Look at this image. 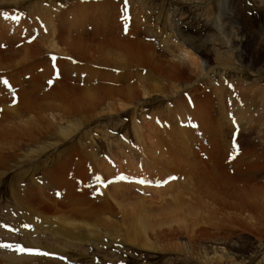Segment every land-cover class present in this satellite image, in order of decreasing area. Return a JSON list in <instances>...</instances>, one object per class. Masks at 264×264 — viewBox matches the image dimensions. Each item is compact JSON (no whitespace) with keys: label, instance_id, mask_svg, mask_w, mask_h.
Here are the masks:
<instances>
[{"label":"rangeland","instance_id":"1","mask_svg":"<svg viewBox=\"0 0 264 264\" xmlns=\"http://www.w3.org/2000/svg\"><path fill=\"white\" fill-rule=\"evenodd\" d=\"M16 1L0 0V50L18 51L28 46L39 53L25 63L0 67V82L5 83L0 84V124L21 131L33 128L39 134L17 155L4 158L7 170L4 174L0 171V264H22L23 260L27 264H201L198 257L213 256L215 252L226 254L234 262L231 264H264V227L254 217L249 222V232L234 224L226 225L221 218L230 215V211H209L214 206L196 191L192 177L195 169L180 162L186 156L183 148L203 160V169H208L221 185L240 180L250 188H263L264 58L259 53L263 50L257 45L242 46L228 34L233 30L241 37L243 23L235 10L240 3L248 5L245 16L264 28V0H114L113 8H87L90 14H86V8L69 5L112 0H62L59 11L73 10L64 17V24L69 26L80 25L83 14L93 20L100 16L105 21L116 11H123L121 19L126 30L101 37L123 43L131 39L130 43H137L132 45L133 50L145 48L138 64H144L146 54L155 57L156 63H167L173 56L190 50L202 65L201 72L183 65L176 80L170 82L163 79L164 74L156 73L154 65L136 67V73H132L133 81L142 83L139 98L130 102L107 97L105 92L107 99L99 105L96 116L89 112L29 111L34 105H26L25 92L59 95L68 86L97 92L93 89L95 82L105 91V87H120L126 71L70 54L52 33L50 21L57 20L56 6L32 3L41 0ZM23 20H28L30 28L25 34L13 29ZM75 33V38L98 39L89 31ZM225 37L229 45L220 40ZM28 41L32 43L27 44ZM189 45L205 46L207 52H194ZM148 86L161 91L167 87V93L145 96ZM171 88L197 102L194 106H205L212 113L217 138L221 141L225 137L231 145L220 143L218 150L213 148V138L204 131L195 138L187 137L192 143L182 148L179 143H172L170 139L177 133L173 123L178 118L170 113L175 97L174 93L168 94ZM224 96H240L237 101L231 98L238 109L236 116L227 108L229 102L221 100ZM221 101L225 111L220 109ZM222 113H227L232 128L223 124ZM190 125L191 122L185 128L193 129L187 127ZM39 167L42 173L34 175L31 170ZM29 173L34 175L32 180ZM16 175H20L18 181L14 180ZM35 181L40 186L37 184V191L30 186ZM48 182L70 187L72 197H59L56 187L52 189L55 194L47 190ZM14 192L20 201L14 199ZM47 200L50 204L81 200L93 208L110 204L115 215L102 214L107 221L98 223L94 222L95 212L89 220L87 216L71 215L68 210L52 214L34 207H45ZM145 219L146 226L147 222L142 225ZM145 233L148 235L143 237ZM142 240L157 251L142 249L139 244H146ZM42 247L48 252H41Z\"/></svg>","mask_w":264,"mask_h":264},{"label":"bare ground","instance_id":"2","mask_svg":"<svg viewBox=\"0 0 264 264\" xmlns=\"http://www.w3.org/2000/svg\"><path fill=\"white\" fill-rule=\"evenodd\" d=\"M11 1H14V0H11ZM61 2H62V0H56L55 2H51L49 0H44V1L41 0L40 2L35 1L32 3L34 6H42L43 4L50 5V6H56L57 8L54 10V14H55V18H57V20H55L53 22L50 21V23L54 29L52 33L56 34V36H58L59 40L67 46L69 53L74 54L79 58L81 57V59L87 58V59H89V61H94V60L99 61L102 65L119 66L118 67L119 70H121L122 69L121 67H123V69L121 71H126V72L124 74V77L119 81V82H123V84L118 88L105 87V91H104L102 85L99 82H95V83H93V89L96 90L97 92H90V91L83 90V89H80L78 87H72V86H68L67 90L59 93V95H57L55 93L48 95L45 93H38V91L37 92H35V91L25 92L26 94H24L23 96L26 98V99H24V100H26V105L27 104L34 105L33 109L29 110L30 112L37 113V112H42V111H46V112L62 111L64 113H70V114L89 112V113H93L96 116V115H98V113L96 111H97L99 105L104 103L105 100L107 99L106 96L103 95V93H105V92H106L107 97L113 96V97L124 99V100L130 101V102H134L136 99L139 98L140 88L142 86L141 81H138L137 83H135L133 81L132 71L134 73H136V71H137L136 67H142V66L148 65V67L154 68L153 67V65H154V66L158 67V68H156V67L154 68L156 73L159 76L161 74H164L167 79L166 78H163V79H165L169 82L171 80H173V81L176 80V73L182 71L183 65H185V64H188V65L192 66L193 68H195L197 71L201 72L202 65L199 63L198 57L195 56L194 54H191L190 50L189 51L188 50L182 51L181 53H179V55L173 56L172 58H170L169 62H167V63L165 61L164 62L158 61V63H156L157 59L155 57H153L152 55L146 54V55H144V60H145L144 64H138L139 55H142L144 53L143 50L145 51V48L142 49L141 47H137L138 49L133 50L132 45L137 44V43H130L131 39H127L123 43V42L114 40L112 38H108V39H104V40L102 38L105 36H112L113 34H115L116 32H119L121 30H124V31L126 30V24L123 22L124 20H122L123 19V11L118 12V11H116V9L112 10L113 12L114 11L117 12L116 15H112V14L110 15L107 12L110 15V17H108L107 19L105 18L106 19L105 21H102V18H100V16H97V17L94 16L93 18H95V20H93L92 18L83 14L80 25L77 24L76 26H69V25L64 24V17L66 15L72 14L73 10H64L63 12L59 11V10H62V9H59L60 8L59 4ZM79 2L77 1V2H74L72 4L70 3L69 6L86 8V14H90L87 11V8H93V7H91L93 5H94V8H96L97 6L99 8V6H101V5H102L101 7H103V6L108 7L109 6V8H113L112 5L116 4V1H114V0H112V2H110V3H104V2L100 1V2H96V3L93 2V3H88V4L84 3L83 4V1L80 3ZM247 9H248V5L243 4V3L238 4L236 6V9H235L236 13H237V18L240 19V21H242V23H243L244 30L242 28V32L240 35L241 37H239V33H236L233 30L229 32L228 36L230 38H232L233 40L238 41V43L242 46L249 45L250 47H252L253 45H257V47L259 49L263 50V51H260L259 53L264 58V28L261 27V24H260V26H258L259 23H257V24H256V22L253 23V21H251V19L248 16H245L244 12ZM96 13H97V11H96ZM105 15H107V14L105 13ZM27 22H28V20L27 21L23 20L19 23H16L13 25V29L16 32H19L21 34L28 33L30 31V28L28 27ZM47 24L49 25V22H47ZM75 31H81V33H83V34H85L89 31L92 33V36H94L98 39L93 40V41L89 40V38H87V37L86 38L85 37L84 38H81V37L77 38L76 37L77 38L76 39L74 37L75 35H77L75 33ZM135 34H137V33L135 32ZM134 36L135 35H133V37ZM99 38H101L102 40H100ZM93 39H95V38H93ZM220 40L224 44L229 45L228 37L221 38ZM31 43H32L31 41L27 42V44H31ZM188 48L193 50L194 52L197 51L200 54H203V53L205 54L207 52L205 46H200V47L197 46L196 47L194 45H189ZM133 52H136V54H134ZM38 53H39L38 51H36L33 48H30L28 46H24L23 49L18 50V51H14L11 49L6 50V51L0 50V67L1 66L2 67L3 66L11 67L16 62L18 63L17 65L25 63L28 60L35 58ZM232 69L236 70L234 67ZM114 76L116 78L120 77L118 75H114ZM0 84L3 86L5 85L4 82H0ZM148 89L151 91L146 90L145 96H149V95L151 96L154 94L156 96H164L167 93V87H164L163 91H161L159 88H157L155 86H148ZM171 90L172 91L169 92L168 94L174 93L175 97L172 99L173 100V105H172L173 108H172V110H170V113L172 115L171 117L177 116V118H178V120H176L173 123L174 124L173 128L177 127V129H173V130L177 131V133H176V136L174 138H172L173 140L170 139V141H172V143H174V141H175V142L179 143L180 147L182 148L184 145H186L188 143H192V141H189L188 140L189 138L187 139V137L195 138L196 134L198 135L200 132L204 131L206 134H208V136L211 139L213 138V141H212V143L214 144L213 148L219 147L220 143H221V145H223L222 143H225L224 144L225 146L231 145V142L229 140H225V137H224V140L219 141V139L217 138L218 132H216V133L214 132V129L216 128V126L214 123V119L212 117V113H209L205 106L196 107V106H194V104L197 102H195L193 99L190 100L188 97L182 96L179 92H176L173 88H171ZM194 92H195V94H197L196 92H198V89L194 90ZM239 97L240 96H234V98H232V96L231 97L229 96L227 99H225L226 97L224 96L221 99V100L224 99L227 102H229L227 105V108L233 112L232 113L233 116H236V112L238 111V109L236 107V102L235 103L232 102L231 98L234 99L235 101H237V99ZM61 99H65V100H69V101H68V103H65ZM198 99H199V97L195 98V100H198ZM220 109L225 111L224 101H221ZM16 113L20 114L18 111ZM26 114H28V113H26ZM12 115H14V114H12ZM221 115L223 118V124H225L229 128H232V125L228 122V120L226 118L227 113H225V114L222 113ZM5 117L11 118L12 116L6 115ZM20 121H22V120H20ZM190 122H191V125L187 126V127H192L193 129H190V128L186 129L185 128L186 125H188V123H190ZM193 122H196V123H193ZM217 125L219 127L221 125V123H218ZM38 134L39 133L36 130H34L33 128H28L26 131H21L17 128L3 127L0 124V171L2 170L3 174H4V171L7 170V163L5 162L4 158L14 157L15 155H17L18 152L21 151L22 147L24 145H26L27 142H31V141L35 140L37 138ZM205 141H206V138H205ZM207 141H208V139H207ZM209 143H211V142H209ZM209 143H208V145H210ZM205 144L207 145V143H205ZM17 145H18V149H17ZM181 150L183 151L184 154H186V156L183 155L184 156L183 158H180V157H177V158L178 159L180 158V162L183 164L185 163L187 168L190 167L189 169H195L193 171L194 175L192 177L196 180L195 181V187L197 188L196 191L197 190L200 191L204 197L208 198L207 200H208V203L210 202V204H211L210 206H214V208L210 209L209 211H211L214 214L215 213L219 214L220 212H224L225 210L230 211V215H228L227 217L226 216L222 217L221 220H223L224 223H226V225H228V226H231L232 224H234L233 226L235 227V225H236V228H238V227L244 228L246 232L248 231V229H250L249 228L250 227L249 222H251L253 220V217L255 218V220L257 221L256 223L259 226L264 227V185H263L262 189L259 188L258 190H256L255 187H253L255 189L250 188L251 186H246L247 184L244 185L243 182L238 180V179L237 180L239 183H235V180H234V182L232 183L233 185L232 184L229 186L221 185L217 181V178H215V176L213 174L212 175L209 174L208 169H206V168L203 169L202 165L205 164V162L204 163L202 162L203 160L202 161L199 160L198 157H196V154H192V153L188 152L186 149L183 150V148H182ZM217 150H218V148H217ZM15 151H17V153H11V152H15ZM6 152H8V154H5ZM171 152H172V150H171ZM171 162L172 161H170L168 163H171ZM31 171L35 173L34 175L41 174L42 168L41 167L35 168ZM203 171H206V172H203ZM21 173L23 174V172H21ZM24 174H25L24 175V179H25L26 178L25 176H27V173H24ZM217 174H218V172H217ZM237 174H239V172H237ZM29 175L31 176V179L30 178L29 179L32 180L34 178V175L31 173H29ZM22 177H21V179H22ZM19 178H20V175H16L14 177V180L19 179ZM228 179H229V177H228ZM16 181H18V180H16ZM37 184L39 186V183H37L35 181L30 186H35V191H37L40 187V186L38 187ZM262 184H264V183H262ZM172 186L173 185H171L169 187V189ZM55 187L58 189V191H60L59 197H65L66 195H68L69 197H72L73 193L70 191V187H64L63 184H61V183L52 184L51 182H48V189L47 190H52L53 188L56 190ZM11 191H13V187H11ZM68 191H69V193H67ZM52 192H53V190H52ZM12 195L14 196V199L16 201H20V200H18V195L16 192L12 193ZM49 195L50 196L47 195L48 198H50L52 194H49ZM176 201H178V200H176ZM82 202L83 201L78 200V201H74V202H62L59 204H54V203L50 204L51 203L50 200H47L45 202L46 203L45 207H42V206L39 207L36 205H34V207L37 209L43 208V210H45L48 213H52V214H54V213L57 214L60 212L64 213L65 212L64 210H68V212L71 215H72V213H74V214H77L78 216H87L89 220L91 219L93 212H95L97 214V217H96V219H94V222H98V223H105L107 221L106 217L103 218L102 214L115 215L114 214L115 208L110 204L98 205V207L93 208L92 206L89 207V204L85 205ZM39 204H44V203L39 202ZM142 204H144V203H142ZM53 205H54V207H53ZM217 207H219V208H217ZM191 212H193V211H191ZM191 212H189V213H191ZM65 213H67V212H65ZM147 215H149V214H147ZM142 218L143 217H140V219H142ZM147 218H149V217L147 216ZM142 220H140V221H142ZM195 222H196V220H195ZM143 223L144 224L146 223L145 224V226H146L148 224V219L145 222H142V225H143ZM149 224H150V221H149ZM217 225L220 226L219 224H217ZM255 226H257V225H255ZM14 227L16 228V227H18V225H15ZM35 227H39V226L35 225ZM147 227H149V226H147ZM252 227H254V226H252ZM141 228H143V226ZM253 229L255 230V228H253ZM256 229L259 230V227ZM147 230H149V229H147ZM21 233H23V232H21ZM134 234H137V233H134ZM147 235L148 234L145 233V235H142V236L146 237ZM140 238H142V237H140ZM144 241H143V243H144ZM146 241H145V243H146ZM141 243L139 244V246H141L142 249L154 251V252L157 251L153 245H149L148 243H146V244H141ZM42 248H41V252H43V253L48 252V250H46L45 248H43V249ZM220 253H223V252H220ZM224 253H226V252H224ZM197 260H199L201 264H231V263H234L231 260V258L229 259V257L226 254L221 255V254H218L217 252H215L213 256L212 255L210 256L207 254L204 257H202V256L198 257ZM27 263H29L27 260L22 261V264H27ZM31 263H33V262H31Z\"/></svg>","mask_w":264,"mask_h":264},{"label":"snow or ice","instance_id":"3","mask_svg":"<svg viewBox=\"0 0 264 264\" xmlns=\"http://www.w3.org/2000/svg\"><path fill=\"white\" fill-rule=\"evenodd\" d=\"M144 181H141V183H143Z\"/></svg>","mask_w":264,"mask_h":264}]
</instances>
